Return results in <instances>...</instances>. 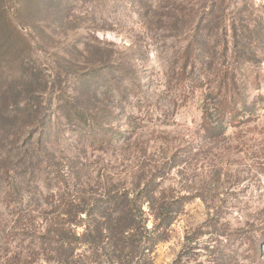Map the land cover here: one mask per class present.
<instances>
[{
    "label": "rangeland",
    "instance_id": "1",
    "mask_svg": "<svg viewBox=\"0 0 264 264\" xmlns=\"http://www.w3.org/2000/svg\"><path fill=\"white\" fill-rule=\"evenodd\" d=\"M8 19L46 80L51 136L9 162L0 148V264H66L72 247L70 264H264V0H0ZM224 79L238 109L210 133ZM95 201L138 227L80 244ZM63 219L79 241L58 248Z\"/></svg>",
    "mask_w": 264,
    "mask_h": 264
},
{
    "label": "trees",
    "instance_id": "2",
    "mask_svg": "<svg viewBox=\"0 0 264 264\" xmlns=\"http://www.w3.org/2000/svg\"><path fill=\"white\" fill-rule=\"evenodd\" d=\"M6 16L7 15H5L4 18H6ZM0 36V71L4 72L7 70L5 79L6 81L8 80V86L4 89L0 88V148L3 149L1 150V156L5 158L6 162H9L7 153L10 152L11 146L14 147L13 150H17V153L19 152L23 155V157H26L29 145L32 146L35 144L36 146L40 145L43 147L46 145L45 142L48 141L51 136V128L48 123L49 113L47 108L49 107V104H51V100H45V90L47 86L42 72L39 71V69H32V67L27 64V62L31 61V59L28 60L27 53V51H30L31 49V43L27 40L26 33L20 31L18 27L8 19L7 21L0 23ZM188 57L190 56H187L185 58V62L183 63V72L186 71L185 69L189 63ZM10 58H14L15 61L17 60L14 70L13 66H10ZM2 72H0V75ZM8 77H10V79ZM226 79H224L225 81L223 85L224 97L212 102L205 108L206 113L204 114L203 121L206 126L205 129L210 133H217L219 130H222V125L226 122L227 114H230V118H232L238 109L233 94L235 83L232 79L230 82L229 80L226 81ZM88 86L91 87V84H87L85 87L88 88ZM86 92L88 91H85V93ZM239 101L245 100L239 99ZM75 116L77 117L76 121L79 122L89 123L88 121L91 119L93 124V122L98 121L92 112L86 114L85 111L83 112L81 110L80 113L77 111ZM88 125L89 127H92L90 123ZM93 131L95 133H99L101 130H94V128H92V132L85 133L87 135H94ZM26 133H31V135L27 136ZM107 134L108 133H106V135ZM111 138L112 137L110 136L109 139ZM79 202L74 203L72 200H67L64 203V205L68 207V223H72L75 220V214L78 213V210H81L78 209L81 207ZM102 205V203H97L95 201L93 206L90 208L91 213H89V219L90 221L92 220L90 226L93 229L89 232V235L87 234V236H89L88 239L82 240V236L80 237V244L89 242L90 247L95 246V232L101 233L102 229L110 231V235L112 233L110 237L112 238L118 233L121 235L122 231H127L128 229L135 230L136 227H138L136 226V221L134 220L132 213L126 209L125 212L127 213V216L125 219L124 216L111 218V214L99 216L95 211L99 209L104 211ZM123 210L124 209L122 208L118 209V211ZM102 219L103 222L101 221ZM163 222L168 223L170 220L169 218L162 217L156 227L161 226ZM66 223V219H63V222L61 223L63 226L62 230L56 238L57 242L60 241L57 246L58 248L63 247V245H68L71 243L73 238H77L76 240L79 241V237L71 233L69 225H67L69 228H64ZM145 230L147 231V229ZM28 232L29 231H27V233ZM51 232L53 237H55V232L52 229ZM34 235L35 234L29 232L27 237H35ZM60 237L61 239L58 241ZM113 243L115 245V240ZM49 244L52 245L51 242H49ZM73 250V247L68 248L64 252L56 254V258L54 259H56L57 262L70 264L72 261H76L71 258L73 257ZM29 262L30 260L26 261L27 264Z\"/></svg>",
    "mask_w": 264,
    "mask_h": 264
}]
</instances>
